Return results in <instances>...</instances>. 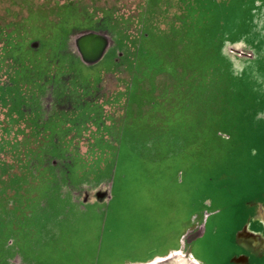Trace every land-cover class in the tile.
<instances>
[{
	"label": "rangeland",
	"instance_id": "rangeland-1",
	"mask_svg": "<svg viewBox=\"0 0 264 264\" xmlns=\"http://www.w3.org/2000/svg\"><path fill=\"white\" fill-rule=\"evenodd\" d=\"M0 264H264V0H0Z\"/></svg>",
	"mask_w": 264,
	"mask_h": 264
},
{
	"label": "crops",
	"instance_id": "crops-1",
	"mask_svg": "<svg viewBox=\"0 0 264 264\" xmlns=\"http://www.w3.org/2000/svg\"><path fill=\"white\" fill-rule=\"evenodd\" d=\"M126 200V199H125ZM122 198H120V196H119V194H117L116 195V193H115V202H113L114 203V205H112V207H111V210H110V213H109V219H108V221H107V224H106V226H105V228L109 225V224H111V223H113V220H114V214L117 212V210L119 211V210H121V209H123L124 207H125V204H124V207H122ZM103 238H104V234H103ZM159 239H157L156 241H158ZM109 242H112L111 240H108ZM155 241V240H154ZM155 241V242H156ZM95 242H97V241H95ZM145 243H146V241H145ZM144 243V244H145ZM141 247V245L138 247V246H136L134 249H132L131 250V252H133V253H135V254H133V256H131V257H127V259H129V260H133V259H136V260H138L136 257H139L138 255L140 254V252H139V248ZM153 251V250H152ZM151 252V251H150ZM95 253V252H94ZM148 254H149V252H147V253H145V255H144V257L142 258V259H146L147 257H148ZM100 256L98 255V257H97V259L99 258ZM237 257H239V256H237ZM125 261H126V259H124Z\"/></svg>",
	"mask_w": 264,
	"mask_h": 264
},
{
	"label": "flooded vegetation",
	"instance_id": "flooded-vegetation-1",
	"mask_svg": "<svg viewBox=\"0 0 264 264\" xmlns=\"http://www.w3.org/2000/svg\"><path fill=\"white\" fill-rule=\"evenodd\" d=\"M207 250L210 251V247Z\"/></svg>",
	"mask_w": 264,
	"mask_h": 264
}]
</instances>
